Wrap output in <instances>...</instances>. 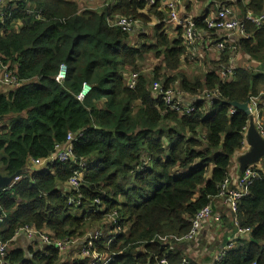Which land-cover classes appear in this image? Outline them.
Listing matches in <instances>:
<instances>
[{
    "label": "trees",
    "instance_id": "1",
    "mask_svg": "<svg viewBox=\"0 0 264 264\" xmlns=\"http://www.w3.org/2000/svg\"><path fill=\"white\" fill-rule=\"evenodd\" d=\"M11 2L16 8L4 7L6 17L0 20V63L9 65L24 83L0 92V122L8 119L0 128V174L22 175L0 190L2 218H8V226L0 231V240L9 242L7 264H68L62 263V253L53 245L33 250L32 257L20 248L10 249L22 226L57 240L76 239L89 221L107 217L103 227L115 230L116 236L110 242L95 241L110 260L98 264H161L164 258L168 264H182L184 259L195 264L184 249L188 244L199 246L203 232L213 224L221 227L228 243L239 229L250 230L226 250L221 264H264V158L253 164L262 166L261 174L240 199L237 212L229 215L231 220L222 213L217 220L214 212L197 240H178L190 231L202 208L214 209L233 157L247 147L244 128L251 116L241 110L231 114V102L248 103L251 96H259L264 71L236 65L227 78L218 72L207 74L204 82L183 75L167 78L165 86L180 81L184 95L201 96L205 90L220 94L198 97L193 112L180 114L154 95L144 75L139 74L135 88H129L123 76L126 67L136 68L152 47H131L129 34L109 19L118 16L117 10L136 17L138 8L148 5L146 0H120L117 10L107 6L101 12L81 11L76 0ZM238 3L239 14L264 12V0ZM204 15L196 25L207 30L208 13ZM162 30L157 29L158 46L166 66L177 69L186 53L183 36L171 47ZM246 32L238 50L263 65L264 25L248 23ZM234 51L226 50L225 59L230 61ZM63 64L67 75L58 81ZM159 79L160 73L154 80ZM84 84L91 90L81 100ZM69 132L77 135V160L99 152L84 173L85 202L79 207L69 204L72 193L58 188L77 168L72 161L47 165L45 171L25 177L28 159L48 158ZM97 198L103 210L93 207ZM79 210L84 215L77 216ZM113 214L116 224L111 223ZM217 245L209 249L218 251Z\"/></svg>",
    "mask_w": 264,
    "mask_h": 264
},
{
    "label": "built area",
    "instance_id": "2",
    "mask_svg": "<svg viewBox=\"0 0 264 264\" xmlns=\"http://www.w3.org/2000/svg\"><path fill=\"white\" fill-rule=\"evenodd\" d=\"M150 6H154L157 4L158 0H146ZM0 7H8L11 11L15 8L13 7V3L11 0H0ZM5 12H0V20H5ZM170 18L175 20L181 30L183 31V37L186 43L193 42L199 31L204 29H200L197 27L196 22L192 18H184L181 17L177 12V8L175 6V2L171 4V14ZM205 24H208L207 30L218 31L221 34L226 35L227 37L232 38L234 40L236 37H242L241 39L247 38L246 28L248 23H251L255 26H263L264 25V12L260 14H256L251 10H247L244 14H239L234 7L231 6H223L218 11L211 16H207L204 20ZM109 23L113 26L120 27L127 34H131L134 28L139 23V20L134 17H126L123 14H118V16L114 19H109ZM240 39V40H241ZM235 41V40H234ZM218 50H223L225 48V42L217 43ZM1 64V63H0ZM236 65L231 63L226 69L220 72V76L223 78H227L229 75L232 76L234 74V69ZM67 65L63 64L60 68L56 79L61 81L66 78L67 75ZM139 79V73L136 72L131 74V76L126 80V85L129 88H135ZM22 84V80H20L18 74L10 69L9 65L1 64L0 67V87L1 86H19ZM151 90L157 96H160L164 93L161 98L166 105L180 114H189L191 107L195 106L196 100L198 97L205 98L206 96H219L220 94L217 92H209L207 90L201 94V96H193V100L186 103L185 96L183 92L176 91L172 86L166 87L165 84L160 81H154L151 84ZM165 89V91H164ZM91 90V86L88 84H84L79 99H84L85 95ZM207 103L209 105L213 104L212 98H209ZM249 106L250 116L253 118L255 126L264 139V122H262L259 117L264 109V91L259 96H251L250 101L247 103ZM238 111V108L231 105L230 113L234 114ZM257 118V120H256ZM261 118V117H260ZM249 123L244 128V132L248 131ZM79 136L82 134L78 132ZM77 135L69 132L67 139L65 142L57 143L53 153L44 159H35V162L38 165H51L54 163H64L68 161H72L77 168L73 171V175L68 180L69 192L72 193L69 195V204H73L76 207L79 205H83L85 202V196L81 193V189L84 183V173L87 169L86 162L84 158L77 160L74 151H73V142L77 139ZM247 142V141H246ZM248 150V143H247ZM261 167L259 165H250L248 166L240 175L239 181L237 184V188H233L230 184V178H226L222 184L220 193L218 197L223 201L226 208L229 212L236 213L239 206L240 199L247 195L249 192L248 187L253 183V181L259 177ZM22 178V175L16 177L14 182L19 181ZM101 200L99 198L95 199L93 207L95 210H99L101 207ZM89 207V206H88ZM215 215L212 205H208L202 208L192 219V227L190 231L183 237L178 238L180 241H193L197 240L204 225ZM216 219H219V215L216 216ZM111 223H117V214H113L111 217ZM97 230L89 231L85 236V241L82 244L81 253L84 259H92L93 264H98L99 262L108 263L110 260L108 258H104L100 251L97 250L96 240L99 241L102 239H106L107 242L112 241L115 236V230H109L108 227H97ZM249 229H239L236 235L231 239V242L220 246L219 250L216 253L213 264H221V261L225 255L227 249L234 246L235 242L239 235H244L249 233ZM22 234L28 235L33 240H36V246H47L53 245L57 248L61 253L66 252L71 246H73L75 239H66V240H57L53 236H50L48 233H41L35 227L32 226H22L19 228L16 233L17 237ZM8 254H9V242L0 241V264L8 263ZM161 264H168L167 260L164 258L161 261ZM182 264H191L188 259H184Z\"/></svg>",
    "mask_w": 264,
    "mask_h": 264
},
{
    "label": "crops",
    "instance_id": "3",
    "mask_svg": "<svg viewBox=\"0 0 264 264\" xmlns=\"http://www.w3.org/2000/svg\"><path fill=\"white\" fill-rule=\"evenodd\" d=\"M137 1L141 2V0H137ZM238 1L239 0H158L157 4L154 6H150L148 4L145 7L138 8V10L136 11V17L135 18H137L139 20V23L134 28L132 33L128 36L127 43H128V45H130L131 47H134V48H139L141 46L152 47V50H150L147 53H144L143 57L147 54L149 56L153 55V56L157 57L158 59H160V61L162 62V65H163V64H165V61H164V55L162 54L163 49L158 46L157 29L159 27L163 28L162 31L168 36L171 47H173L175 42L181 38V34L183 36V31H180L181 28L179 27L178 23L175 20H172L170 18L171 4H173L175 2L177 12L180 14L181 17L192 18L196 22V19H200L202 16H205L204 14L206 12L208 13V15H206V16L214 15L218 11V9H220L221 7L226 6V5L234 7L239 12L240 6H239ZM76 2H77V0H76ZM119 2H120V0H105V2L103 4H101L98 7V9H96L94 11L101 12L107 6H110V8H114L117 10ZM199 3L201 5L206 4L207 10L206 11L204 10L205 12H203V13L201 12L199 14H196V13L192 14L191 4L197 5ZM247 3H248V1H246L244 3V6H246ZM78 6H79L81 11L86 10V9H82L80 7L79 3H78ZM13 7L16 8V5L14 3H13ZM4 9L5 8L0 7V12L3 11ZM211 9H213V10H211ZM87 10H89V9H87ZM114 13L120 14V12L118 10H117V12H114ZM115 14H112V15H115ZM138 36H140V37H138ZM241 38L242 37H236L234 39L235 40L234 41V40H232V38L227 37L226 35L221 34L218 31H212V30L199 31L196 39L193 42L186 43L184 40L182 46H184L186 48V53L182 56L181 63L179 65V67L177 69H172V68L164 69V71H162V73L160 75V79L162 78L165 82L167 78L175 77L177 75H183L186 77L195 78V77L187 75L183 71L185 63H189V62L203 63L202 64L204 67L203 76L201 78H199L202 82H204L206 80L207 74L213 73V72L220 73L223 69H226L231 63H233L237 66H246L249 68H253V70L258 71V72L264 71V64L262 65V63H260L259 61L252 60V59L248 58V56H246L244 54V52L238 50L239 46L237 44ZM183 39H184V37H183ZM219 42H225V48L223 50H218L217 43H219ZM231 48L236 49V51H234L232 53L231 59L229 61V59L228 60L225 59V51L230 50ZM236 52L243 54L247 58V62L243 63L241 60L237 59V63H234L233 62L234 53H236ZM210 53L217 54L218 58L212 59L211 56L208 55ZM162 65H160L158 67H161ZM252 66H254V67H252ZM128 67H126V69L123 73L125 80H127L131 76V74H130L131 69ZM158 67H156V68H158ZM156 68L150 72H155ZM126 76H127V78H126ZM144 76H147V75H144ZM154 81H156V80H153L152 83ZM179 82L180 81H177L176 83L179 84ZM176 83L173 84L172 87L174 89H176V91L183 92L180 90V86L176 85ZM15 88H16V86L4 85V86L0 87V92H10V91H13ZM154 95L157 96V94H155V93H154ZM193 99L194 98L191 95L185 96L186 103L188 102V100L192 101ZM10 116L16 117L17 114H13ZM260 117H259V119L262 122H264V111L261 112ZM256 120H257V118H256ZM6 124H8V122H2L1 121L0 126L2 127ZM238 157H235V156L233 157L232 163L230 165L229 172H228V174H229L228 177L230 178V184L233 188H237L239 177L242 173V171L240 169V163H239ZM98 158H99V152H95L92 155L84 158L86 165H87V168L93 162L97 161ZM236 158H237V160H236ZM45 170H46V166L38 165L35 162L34 158H30V159H28L27 164H26L25 177H27V174H32L33 172H40V171L43 172ZM58 188L60 191H62L64 193L69 192V187H68L67 183L60 184ZM213 206H214L213 210L217 215H220L222 213L223 215L227 216V218H229L231 220V217L229 216V215H231V213L228 212V210L226 209V206L224 205V203L221 199L216 198ZM223 207L225 208V211L222 212L220 210H223ZM86 208H88V207H86ZM82 215H84V210H79L77 212V216H82ZM2 216H3V214H2ZM2 216L0 217V231H3L8 226V223H6V218H2ZM97 222H98V224H100L102 221H97ZM103 222H104V224L107 223V221H105V219L103 220ZM211 228H215V230L218 231L219 228H221V227L218 226L217 224H213L212 227L207 229L206 238H208V241L205 242V247H204L205 252L203 254H201V256H200L201 258L199 261L193 260L195 264H212L214 261V258L216 256L217 251L212 250V252H209V248L212 246V243H213V242H211L213 240V236L209 233ZM84 241H85V239H83L79 242V244L81 245L80 252H81L82 244ZM14 242H15L16 246L11 247V248H14V249L20 248L29 257H30V252H31V254L33 253L32 247L34 246V244L40 245V244H36L38 241L36 242V240H33L32 238H30L26 234H22L19 237H16ZM227 243H228V240L226 241V238H223L221 246H223ZM73 246L77 247V245H73ZM199 246H201V243L199 244ZM37 247H39V246H37ZM80 252H78L77 255L74 256V258H71V257L69 259L67 258L66 260H69V261H67L68 264L79 263L81 260H83L84 258L82 256V253H80Z\"/></svg>",
    "mask_w": 264,
    "mask_h": 264
},
{
    "label": "rangeland",
    "instance_id": "4",
    "mask_svg": "<svg viewBox=\"0 0 264 264\" xmlns=\"http://www.w3.org/2000/svg\"><path fill=\"white\" fill-rule=\"evenodd\" d=\"M77 2L79 3V5H80V7L82 9L96 10V9H98V7L101 4H103L105 2V0H77ZM191 9H192V14L193 13L199 14V13H201V12L203 13V12H205L207 10V5L206 4L201 5L200 3L197 4V5L191 4ZM211 10H213V9H211ZM138 37H140V36H138ZM208 55L211 56L212 59H217L218 58V55L215 54V53H210ZM237 59L241 60L243 63L247 62V58L243 54L238 53V52L234 53L233 62L237 63ZM202 64L203 63H194V62L185 63L183 71L187 75L195 77V78H191V77H187V78H190V79H197V78L199 79V78H201L203 76V72H204V67H203ZM160 65H162V62L160 61V59H158L157 57H155L153 55L149 56L147 54V55H145L143 58H141L137 62V67L136 68L133 67V66H129L128 68L131 69L130 74L136 73L135 70H137V72L140 75H147L145 77L148 80H150V83H151L154 80L156 74L160 73V75H161V73H162V71H164V69H170V68H168L166 66V64H163L164 66L162 65L161 67H158ZM156 67H158V68H156ZM252 67H254V66H252ZM155 68H156L155 72H150V71H152ZM126 78H127V76H126ZM159 80L164 82V80L162 78L159 79ZM125 82H126V80H125ZM176 85H179V84L176 83ZM2 122H8V119L3 120ZM0 124H1V122H0ZM245 145H247V142H245ZM246 151H247V147H245L244 150H242L236 157L240 156L242 153H245ZM236 160H237V158H236ZM259 167L262 168L261 165H259ZM103 209H104V207H100L99 208V210H103ZM220 211H222V212L225 211V208L223 207V210H220ZM108 218L109 217H107L105 219V221H108ZM6 223H8V218L7 217H6ZM99 226H104V222L102 221L100 224H98V222L96 220L95 221H89L87 223V226L84 228V234L81 237H78V238L75 239V242H74L73 245H77V247L76 246H72L66 252L61 254L62 263H68L67 261H69V260H66L67 258L68 259L70 257L74 258V256H76L77 253L80 252L81 245L79 244V242L85 238L86 234L89 231L97 230L95 228H97ZM206 232H207V230H205L203 232V237L201 238V246H196L194 244H188V246L185 247L184 254H187L188 258H191L192 260H196V261L200 260L201 254H203L205 252L204 251L205 242L208 241V238H206ZM209 233L213 236V240L211 241V242H213L212 246H215V244H218L216 248H220V246L222 244V241H223L222 229H219L218 231H216L215 228H211ZM14 246H16L15 242H14L13 245H10V249H11V247H14ZM32 249L34 251H36V249H37V251H42L43 250V246L37 247L34 244ZM209 252H212V250L209 249ZM30 257H32L31 252H30Z\"/></svg>",
    "mask_w": 264,
    "mask_h": 264
},
{
    "label": "water",
    "instance_id": "5",
    "mask_svg": "<svg viewBox=\"0 0 264 264\" xmlns=\"http://www.w3.org/2000/svg\"><path fill=\"white\" fill-rule=\"evenodd\" d=\"M231 105L238 108V110L250 114L247 103L235 101L231 102ZM246 141L248 143V150L245 153H242L238 158L242 172L248 166L260 163V161L264 158V139L259 134L252 117L250 119L249 128L246 134ZM18 176H20V173H17L11 177H6L0 174V190L11 186L14 182V179ZM1 216L2 210L0 208V217Z\"/></svg>",
    "mask_w": 264,
    "mask_h": 264
},
{
    "label": "bare ground",
    "instance_id": "6",
    "mask_svg": "<svg viewBox=\"0 0 264 264\" xmlns=\"http://www.w3.org/2000/svg\"><path fill=\"white\" fill-rule=\"evenodd\" d=\"M206 24H207V23H206ZM207 26H208V24H207ZM164 91H165V89H164ZM163 95H164V93H162L160 96L163 97ZM194 109H195V106L191 107L189 113L193 112ZM221 187H222V185H221ZM220 190H221V188H220ZM219 193H220V191H219ZM218 195H219V194H218Z\"/></svg>",
    "mask_w": 264,
    "mask_h": 264
},
{
    "label": "clouds",
    "instance_id": "7",
    "mask_svg": "<svg viewBox=\"0 0 264 264\" xmlns=\"http://www.w3.org/2000/svg\"><path fill=\"white\" fill-rule=\"evenodd\" d=\"M135 18V17H134Z\"/></svg>",
    "mask_w": 264,
    "mask_h": 264
}]
</instances>
